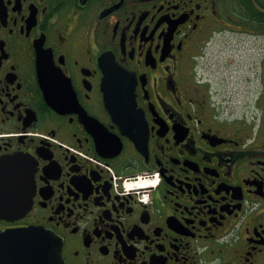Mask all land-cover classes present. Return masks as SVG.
<instances>
[{"label": "flooded vegetation", "instance_id": "obj_1", "mask_svg": "<svg viewBox=\"0 0 264 264\" xmlns=\"http://www.w3.org/2000/svg\"><path fill=\"white\" fill-rule=\"evenodd\" d=\"M233 8L0 0V158L32 168L0 235L49 231L56 264H264L263 43L233 83L264 32Z\"/></svg>", "mask_w": 264, "mask_h": 264}, {"label": "water", "instance_id": "obj_2", "mask_svg": "<svg viewBox=\"0 0 264 264\" xmlns=\"http://www.w3.org/2000/svg\"><path fill=\"white\" fill-rule=\"evenodd\" d=\"M133 91V86L114 93L111 89H105V100L115 101L116 97H125L134 101ZM31 169L29 161L24 157L0 158V186H3L0 193L5 194V187L13 186L11 179L20 178ZM15 202V199L0 200V215H10ZM55 243L54 236L43 228L29 227L8 231L0 235V257L10 259L5 264H56L58 250Z\"/></svg>", "mask_w": 264, "mask_h": 264}, {"label": "rangeland", "instance_id": "obj_3", "mask_svg": "<svg viewBox=\"0 0 264 264\" xmlns=\"http://www.w3.org/2000/svg\"><path fill=\"white\" fill-rule=\"evenodd\" d=\"M254 43L251 45H248L247 49H242V60L238 64V67L241 71V78L239 76L233 77V83H235V90L238 97H244L246 95V89L249 86L247 84L248 80L245 78V76H251L252 74L248 71L250 67H254L256 61L258 60L257 70L256 73H259L260 71V54H261V46L260 44H264V36L256 37L254 39ZM248 41H245L243 45L247 44ZM217 50H223V44L216 45ZM257 75V74H256ZM254 77V74H253ZM257 77V76H256ZM229 79V77H228ZM141 185L146 186L148 185L147 182L142 183Z\"/></svg>", "mask_w": 264, "mask_h": 264}, {"label": "trees", "instance_id": "obj_4", "mask_svg": "<svg viewBox=\"0 0 264 264\" xmlns=\"http://www.w3.org/2000/svg\"><path fill=\"white\" fill-rule=\"evenodd\" d=\"M256 1L258 7L254 4L253 0H242L245 9L244 21L247 27L249 26L254 30L256 29V31L260 33L264 32V0Z\"/></svg>", "mask_w": 264, "mask_h": 264}, {"label": "built area", "instance_id": "obj_5", "mask_svg": "<svg viewBox=\"0 0 264 264\" xmlns=\"http://www.w3.org/2000/svg\"><path fill=\"white\" fill-rule=\"evenodd\" d=\"M126 190L129 191V190H134V187H126Z\"/></svg>", "mask_w": 264, "mask_h": 264}, {"label": "clouds", "instance_id": "obj_6", "mask_svg": "<svg viewBox=\"0 0 264 264\" xmlns=\"http://www.w3.org/2000/svg\"><path fill=\"white\" fill-rule=\"evenodd\" d=\"M157 182H158V180H157ZM153 186H155V183L153 184Z\"/></svg>", "mask_w": 264, "mask_h": 264}]
</instances>
